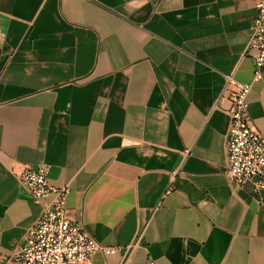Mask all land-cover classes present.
Masks as SVG:
<instances>
[{"label": "crops", "instance_id": "crops-1", "mask_svg": "<svg viewBox=\"0 0 264 264\" xmlns=\"http://www.w3.org/2000/svg\"><path fill=\"white\" fill-rule=\"evenodd\" d=\"M255 0H0V264L43 206L22 165L71 184L87 264H264V192L225 174L226 75L252 82ZM264 137V77L248 95ZM52 199V197H50Z\"/></svg>", "mask_w": 264, "mask_h": 264}, {"label": "built area", "instance_id": "built-area-1", "mask_svg": "<svg viewBox=\"0 0 264 264\" xmlns=\"http://www.w3.org/2000/svg\"><path fill=\"white\" fill-rule=\"evenodd\" d=\"M257 17L247 53L254 61L252 82L236 78L235 71L226 75L225 89L215 107L224 100L229 114L226 134L225 174L238 188L250 189L256 195L264 192V137L249 114L248 95L253 83L264 77V0H255ZM48 165H22L16 172L21 188L43 206L38 220L27 229L22 241L8 257L20 264H87L98 252L104 254L136 248L142 236L127 247L107 246L90 234L83 221L73 220L66 205L71 184L55 187L49 182ZM52 197V199H50ZM148 264H156L149 260Z\"/></svg>", "mask_w": 264, "mask_h": 264}]
</instances>
